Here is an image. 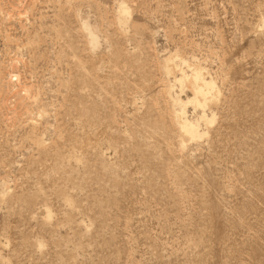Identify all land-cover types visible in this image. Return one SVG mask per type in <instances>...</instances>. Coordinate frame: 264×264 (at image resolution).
I'll list each match as a JSON object with an SVG mask.
<instances>
[{
    "label": "rangeland",
    "instance_id": "1",
    "mask_svg": "<svg viewBox=\"0 0 264 264\" xmlns=\"http://www.w3.org/2000/svg\"><path fill=\"white\" fill-rule=\"evenodd\" d=\"M0 264H264V0H0Z\"/></svg>",
    "mask_w": 264,
    "mask_h": 264
},
{
    "label": "bare ground",
    "instance_id": "2",
    "mask_svg": "<svg viewBox=\"0 0 264 264\" xmlns=\"http://www.w3.org/2000/svg\"><path fill=\"white\" fill-rule=\"evenodd\" d=\"M174 58H179L178 55H170L167 58V66H168V72L172 73V68L170 65L174 67H178V75L174 76L175 81L179 83H185L190 88L192 93V100L191 104H193L195 107L201 108L202 110L207 107L209 104L214 103L218 97H219V90L216 87V83L214 80L209 77L208 72L203 70L199 64L195 65H189L186 64L187 60L185 59H178L179 64H175ZM177 60V61H178ZM175 69V68H174ZM187 71H186V70ZM190 72L187 74V72ZM185 109H183L180 113H176V120L179 125V128L183 135L188 136L190 139H196L199 137V125L197 123L191 122L187 120L185 117ZM203 120H205L206 124H212V120H208L207 116H202Z\"/></svg>",
    "mask_w": 264,
    "mask_h": 264
}]
</instances>
